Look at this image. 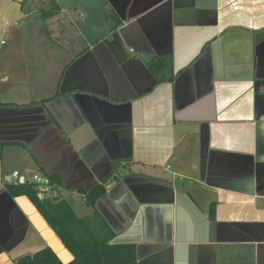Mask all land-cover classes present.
Listing matches in <instances>:
<instances>
[{
  "label": "crops",
  "instance_id": "1",
  "mask_svg": "<svg viewBox=\"0 0 264 264\" xmlns=\"http://www.w3.org/2000/svg\"><path fill=\"white\" fill-rule=\"evenodd\" d=\"M14 171L135 264H264V0H0V264L71 261Z\"/></svg>",
  "mask_w": 264,
  "mask_h": 264
},
{
  "label": "trees",
  "instance_id": "2",
  "mask_svg": "<svg viewBox=\"0 0 264 264\" xmlns=\"http://www.w3.org/2000/svg\"><path fill=\"white\" fill-rule=\"evenodd\" d=\"M146 62L157 81L163 80L164 74L172 70V60L169 58L152 57ZM48 177L55 185L60 183L57 175ZM8 189L12 194L25 195L33 202L73 255L71 261L64 263L46 246L33 254L20 257L16 264H135L133 252L121 251L119 247L110 244V238L100 236L90 220L77 216L65 199L40 195L31 182L12 183ZM81 192L86 203L93 205L104 194L105 188L99 184L87 192L81 189Z\"/></svg>",
  "mask_w": 264,
  "mask_h": 264
},
{
  "label": "built area",
  "instance_id": "3",
  "mask_svg": "<svg viewBox=\"0 0 264 264\" xmlns=\"http://www.w3.org/2000/svg\"><path fill=\"white\" fill-rule=\"evenodd\" d=\"M12 175L17 182L19 180L21 181V183L26 182L25 179H22V177H20V174L18 171H14ZM30 182L33 183V185L35 186V188L37 189L40 195H47V193L52 190V187L55 186V183H52L50 181L48 175L41 173V172H35L32 175Z\"/></svg>",
  "mask_w": 264,
  "mask_h": 264
},
{
  "label": "rangeland",
  "instance_id": "4",
  "mask_svg": "<svg viewBox=\"0 0 264 264\" xmlns=\"http://www.w3.org/2000/svg\"><path fill=\"white\" fill-rule=\"evenodd\" d=\"M33 174H34V173H30V177H29L30 179H31V177H32ZM47 196L50 197V196H51V192H48V193H47Z\"/></svg>",
  "mask_w": 264,
  "mask_h": 264
},
{
  "label": "water",
  "instance_id": "5",
  "mask_svg": "<svg viewBox=\"0 0 264 264\" xmlns=\"http://www.w3.org/2000/svg\"><path fill=\"white\" fill-rule=\"evenodd\" d=\"M22 153H25V150H23Z\"/></svg>",
  "mask_w": 264,
  "mask_h": 264
}]
</instances>
